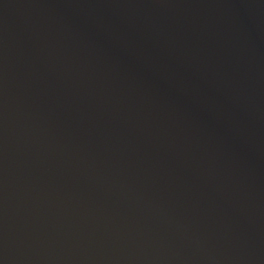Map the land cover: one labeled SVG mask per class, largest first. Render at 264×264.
<instances>
[{"label":"water","instance_id":"1","mask_svg":"<svg viewBox=\"0 0 264 264\" xmlns=\"http://www.w3.org/2000/svg\"><path fill=\"white\" fill-rule=\"evenodd\" d=\"M226 1L254 67L147 0H0V264H264V0Z\"/></svg>","mask_w":264,"mask_h":264},{"label":"bare ground","instance_id":"2","mask_svg":"<svg viewBox=\"0 0 264 264\" xmlns=\"http://www.w3.org/2000/svg\"><path fill=\"white\" fill-rule=\"evenodd\" d=\"M147 1L172 21H179L184 24L182 25L184 28H186L185 25L187 26V30L198 32V36L205 41L211 45H217L216 48L219 51L249 67L257 65L255 60L258 58L257 52L250 49L248 40L239 35L242 30L238 25V17L226 0ZM54 59L60 65L56 55ZM77 91L83 95L80 89ZM84 100L88 101L85 97ZM88 103L94 106L92 101Z\"/></svg>","mask_w":264,"mask_h":264}]
</instances>
